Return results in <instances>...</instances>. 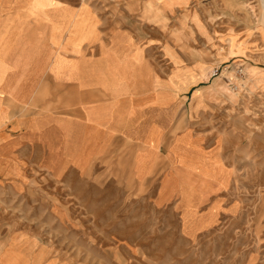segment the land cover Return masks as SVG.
I'll list each match as a JSON object with an SVG mask.
<instances>
[{"label": "rangeland", "instance_id": "obj_1", "mask_svg": "<svg viewBox=\"0 0 264 264\" xmlns=\"http://www.w3.org/2000/svg\"><path fill=\"white\" fill-rule=\"evenodd\" d=\"M137 4L141 39H158L146 57L175 90L160 168L138 182L129 159L113 154L2 190L0 231L18 247L10 243L8 264H264L261 1ZM176 135L186 143L169 147Z\"/></svg>", "mask_w": 264, "mask_h": 264}, {"label": "crops", "instance_id": "obj_2", "mask_svg": "<svg viewBox=\"0 0 264 264\" xmlns=\"http://www.w3.org/2000/svg\"><path fill=\"white\" fill-rule=\"evenodd\" d=\"M109 1L101 11L88 0H0V192L113 154L129 159L138 182L160 168L175 90L146 57L158 39H141L133 17L139 2L167 10L189 0ZM178 135L169 147L186 143ZM10 243L18 248L17 235L0 231V264Z\"/></svg>", "mask_w": 264, "mask_h": 264}, {"label": "bare ground", "instance_id": "obj_3", "mask_svg": "<svg viewBox=\"0 0 264 264\" xmlns=\"http://www.w3.org/2000/svg\"><path fill=\"white\" fill-rule=\"evenodd\" d=\"M261 1V7L263 9V19H264V0H260Z\"/></svg>", "mask_w": 264, "mask_h": 264}]
</instances>
